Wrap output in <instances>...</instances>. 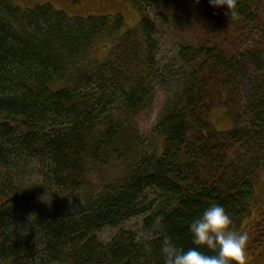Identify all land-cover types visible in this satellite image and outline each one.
<instances>
[{
	"label": "trees",
	"instance_id": "trees-1",
	"mask_svg": "<svg viewBox=\"0 0 264 264\" xmlns=\"http://www.w3.org/2000/svg\"><path fill=\"white\" fill-rule=\"evenodd\" d=\"M13 1L0 0V262L164 264L162 243L195 247L189 225L212 203L239 231L264 171L255 0H219L247 49L185 43L172 63L155 57L158 28L141 10L153 0H127L141 23L125 34L120 16L73 18ZM101 42L113 48L98 62ZM159 94L158 119L143 136L140 119ZM218 107L232 113L233 130L210 123ZM138 216L146 238L120 231L100 241L105 228Z\"/></svg>",
	"mask_w": 264,
	"mask_h": 264
},
{
	"label": "rangeland",
	"instance_id": "rangeland-1",
	"mask_svg": "<svg viewBox=\"0 0 264 264\" xmlns=\"http://www.w3.org/2000/svg\"><path fill=\"white\" fill-rule=\"evenodd\" d=\"M13 4L23 10L51 4L55 10L65 12L73 18L103 15L114 19L120 16L123 23L120 34L138 29L141 23L140 11L127 0H14ZM143 6L142 12L149 14L158 28L155 36L157 41L155 57L159 62H176L179 47L185 43L202 45L207 41L220 42L228 54L232 55L241 53L249 45V37L242 36L221 15L219 0H153ZM253 12L255 18L253 27L264 30V0H255ZM159 14L168 15L169 21L162 22ZM112 48L110 42H101L95 52L96 61L105 60ZM163 97V94H159L153 108L141 117L140 127L143 136L151 137V129L158 119ZM209 121L219 132H228L235 127L233 115L225 107L212 110ZM145 218L146 216H138L118 228H105L98 234L99 239L107 244L120 231H129L138 234L140 238H146ZM239 231H246L249 234L245 264H264V171L257 188V203Z\"/></svg>",
	"mask_w": 264,
	"mask_h": 264
},
{
	"label": "clouds",
	"instance_id": "clouds-1",
	"mask_svg": "<svg viewBox=\"0 0 264 264\" xmlns=\"http://www.w3.org/2000/svg\"><path fill=\"white\" fill-rule=\"evenodd\" d=\"M231 224V216L222 204H210L189 225L195 247L184 249L171 239L162 243L164 264H245L249 234L233 229Z\"/></svg>",
	"mask_w": 264,
	"mask_h": 264
},
{
	"label": "flooded vegetation",
	"instance_id": "flooded-vegetation-1",
	"mask_svg": "<svg viewBox=\"0 0 264 264\" xmlns=\"http://www.w3.org/2000/svg\"><path fill=\"white\" fill-rule=\"evenodd\" d=\"M264 234V233H263Z\"/></svg>",
	"mask_w": 264,
	"mask_h": 264
}]
</instances>
